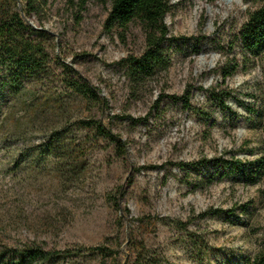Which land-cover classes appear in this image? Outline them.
Masks as SVG:
<instances>
[{"label": "rangeland", "instance_id": "rangeland-1", "mask_svg": "<svg viewBox=\"0 0 264 264\" xmlns=\"http://www.w3.org/2000/svg\"><path fill=\"white\" fill-rule=\"evenodd\" d=\"M263 1L171 0L164 47L172 64L138 100L122 65L145 47L138 23L123 41L104 29L111 0H90L80 16L67 0L38 3L29 23L48 34L36 40L50 55L51 74L25 80L24 95L0 91V251L34 243L118 251L47 264H136L128 259L132 250L160 264H245L253 257L264 243V180L250 184L224 165L196 163L264 156L263 69L237 41L248 11ZM26 4L0 0V17ZM57 58L98 90L104 106L78 97L60 103ZM170 96L189 98L191 108ZM92 118L122 140L123 156L107 139L75 128ZM210 209L225 212L200 217Z\"/></svg>", "mask_w": 264, "mask_h": 264}, {"label": "trees", "instance_id": "trees-1", "mask_svg": "<svg viewBox=\"0 0 264 264\" xmlns=\"http://www.w3.org/2000/svg\"><path fill=\"white\" fill-rule=\"evenodd\" d=\"M16 1V0H13ZM26 10H20L18 7L11 8L2 17H0V73L3 78L0 81V91L9 89L15 94L24 92L25 80H36L48 76L51 68L50 55L46 48L37 38L48 36L42 27L35 28L30 25L36 12L37 4L46 6L49 0H25ZM90 0H67L68 5L76 9L78 13L86 11V6ZM105 3L106 0H100ZM216 1V0H210ZM171 0H111V8L104 22L106 32H116L124 41L130 32L131 26L138 23L145 36V47L140 55H130L122 61L125 69V77L132 87V95L138 100L144 93L146 83L162 73H167L171 67L172 61L170 55L166 52L164 45L169 41V29L165 23V17L170 12ZM247 21L240 28L237 41L240 44L245 58L250 62H260L264 74V1L261 6L248 11ZM56 74L59 83L64 87L63 91H57L58 100L63 103V99H72L78 97L94 104L104 102L98 90L92 87L88 82L78 77L75 69L69 64L55 59ZM239 65L234 64L224 70L225 79L229 78ZM24 95V93L22 94ZM173 101L183 100L186 109H190L189 98H179L177 96L169 97ZM219 106L231 111L225 98L217 97ZM263 130H264V111ZM133 120V119H131ZM138 121H142L141 119ZM78 131L86 132V135L92 136L95 140L107 139L115 146L119 156H123L125 145L122 140L105 127L100 120L95 118L81 120L76 125ZM57 132V131H56ZM59 133V132H57ZM59 135V134H58ZM54 140H59L54 138ZM208 164L224 165L232 173H239L245 177L246 182L255 184L264 180V156L255 161L243 163L238 159L225 161L223 159H202L197 166H207ZM156 168V167H151ZM122 189L118 191V196H123ZM115 204H118L119 198ZM249 206L238 207L241 210H247ZM225 211L221 209H210L200 215L206 218L209 215H219ZM230 212L234 213L235 209ZM129 210H126V215ZM125 219V216L122 217ZM122 220V221H123ZM161 222H167V219H160ZM177 226L186 228L181 222H175ZM143 250L145 247L143 246ZM118 251L110 249L104 245L85 247L69 246L64 250H48L42 244L23 245L15 248H5L0 251V264H47L59 259H79L86 257L116 256ZM128 259L136 264H160L156 257L143 256L141 252L130 251ZM245 264H264V243L260 246L253 257L248 259Z\"/></svg>", "mask_w": 264, "mask_h": 264}, {"label": "water", "instance_id": "water-1", "mask_svg": "<svg viewBox=\"0 0 264 264\" xmlns=\"http://www.w3.org/2000/svg\"><path fill=\"white\" fill-rule=\"evenodd\" d=\"M34 27V26H33Z\"/></svg>", "mask_w": 264, "mask_h": 264}]
</instances>
